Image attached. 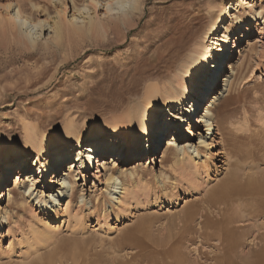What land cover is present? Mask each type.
<instances>
[{
	"label": "rangeland",
	"instance_id": "374dc122",
	"mask_svg": "<svg viewBox=\"0 0 264 264\" xmlns=\"http://www.w3.org/2000/svg\"><path fill=\"white\" fill-rule=\"evenodd\" d=\"M103 1L98 3L96 12L108 26L110 21L104 17ZM4 2L0 0V3ZM83 3L84 0H76L75 3L65 0L61 5L49 3L52 19L69 21V24L65 25V34L59 42L53 40L50 30H43L41 40L34 50L35 55L31 58L25 56L24 45L18 41L13 38H6L4 41L0 38V137L23 148L26 146L25 134L29 128L55 140L62 134L65 126L72 124L76 127L80 139L93 140L95 137L92 134L105 127V123L122 117L128 106L142 98L149 84L167 82L162 76L167 70L173 49L176 50L181 42H186L197 33L202 36L211 19L220 11L224 15L212 37L216 36L219 40L211 39L208 42L209 49L215 46L219 48L226 41V37L229 38V45L233 49L235 39L239 38L240 46L234 48L231 61L236 64L245 54V64L249 65L246 76L237 79L233 89L234 104L231 102V105L238 109H235L236 119L226 123L228 129L218 134L216 132L213 136V144L209 150L211 157L208 176L204 173L198 178L187 164L174 166L172 160L162 161L166 140L172 137L171 128L159 143L152 162L148 159L151 152L145 149L146 145H143L141 150L146 151L147 155L126 159L121 157L120 164L114 169H120L123 175L133 179L135 188L132 187L137 191L135 195L138 203L135 200L131 202L132 206L125 212L127 220L117 221L116 216L108 212L109 202L104 198L105 175L94 161L83 171L82 178L77 180L79 193L71 200L70 207L66 208L67 200L61 201L58 210L60 217L57 221L50 220L47 212L33 206L32 200L22 205L17 201L9 202L8 196L5 195L6 198L0 200V264H21L40 255L46 257L51 264L110 263V256L113 257L116 255L114 253L118 252V244L115 242L126 230L133 228L139 218L150 214L157 218L150 228L148 226L147 236L154 238V241L157 239L158 243H165L162 249L170 248L169 259L166 256L165 260L167 264L168 261H172L171 264L219 263L215 260V257H221L223 252L219 241L217 243V239H209V242H202L198 231L202 228L205 217L203 214L207 213L206 216H214L213 219H216L226 212L224 209L222 214L218 208L207 206L201 199L209 189L225 181L229 171L235 170L241 175L244 173L245 177L252 176L253 173L259 175L257 178H261L264 174V0H144L142 14L135 18L133 27L125 29L122 40L115 38L111 28L102 36L97 33L76 32L71 21L83 8ZM27 8L30 10L31 5ZM1 11L3 12V9ZM91 12L95 15L94 11ZM42 14V19L48 16ZM228 14L248 17L249 25L242 27L243 30H238L235 28L236 18L231 19ZM78 21L81 22L82 19ZM234 28L236 31H233ZM234 33L237 35L234 36ZM227 64V61L223 64L224 72L217 77L216 91L223 88L224 78L231 72ZM174 73H171V78ZM207 104L208 98L199 103V109L203 111ZM164 114L166 123L169 117L166 112L162 116ZM195 125L196 123L183 124V138L179 143H198V131L204 132L205 127L202 123L201 129H196ZM190 131L193 132L192 135L189 134ZM113 146L107 137L104 150L112 152ZM202 150L204 152L205 148ZM77 153L76 151L69 156L66 164H70ZM227 159L231 160L229 166ZM35 160L36 156L30 164ZM24 162L23 158L21 164ZM15 169L9 182H0L3 184L0 185V191L14 184L13 176L19 171V168ZM45 172V177H48L51 170ZM186 173H192L195 177L188 179ZM58 178L60 177H54L55 180ZM182 178L184 181L181 182ZM186 178L191 180L192 187ZM48 181L53 187L50 190L55 192L59 186L50 182V179ZM18 193L19 191H16V194ZM80 193L88 200L91 198L94 205L98 195L100 201L105 203L96 206L95 212L92 213L95 208L89 207V210L87 203L80 205ZM175 194H179L181 200L170 204L168 197ZM188 204L195 208V215L193 214L194 217L190 220L193 222L189 223L191 230H180L181 227L173 222L179 223V216L183 215ZM115 210L119 211L116 206ZM4 211H7L6 218L2 217ZM75 215L79 219L75 218ZM236 223H232L231 228L236 229L237 235L242 237L244 243L237 253H229L228 260L225 259L226 261L219 264H236L233 260L246 264L245 256L249 255L246 251L249 253L254 247V243L250 241V238H254L253 234L249 232L251 236L246 235L244 229L237 228L243 222L239 225ZM209 230L215 231L214 234L218 232V229L214 228ZM189 235L193 240L189 239ZM129 246L124 242V248H120L122 250L118 253L137 251ZM168 248L166 250H169ZM239 251H242V254ZM239 255H245L242 261ZM248 259L249 264L252 257L249 256Z\"/></svg>",
	"mask_w": 264,
	"mask_h": 264
},
{
	"label": "bare ground",
	"instance_id": "6f19581e",
	"mask_svg": "<svg viewBox=\"0 0 264 264\" xmlns=\"http://www.w3.org/2000/svg\"><path fill=\"white\" fill-rule=\"evenodd\" d=\"M4 1V3H0V36H2L0 38L2 40L13 38L14 41H18V43L24 45L25 56L31 58L33 57L32 55H35L34 50L38 45V41L41 40L43 30H50V34L52 33L51 35H53L55 42L62 40L63 34H65V25L69 24V21H54L49 12V7L51 2L54 3L53 5L57 3L61 5L64 4L65 0ZM71 1L75 3L76 0ZM42 2L43 4H41ZM103 2V8H105L104 17H107L106 20L110 21L108 26L105 25V22L100 19L96 12L98 3H102V0H84L83 8H79V13L74 15L71 25L76 32L97 33L101 36L106 35L109 32V28H111L113 33H115V38L122 40L125 35V29L128 30L133 27L135 18H138L142 14L144 0H104ZM249 3L247 4L249 5ZM29 4L32 10L27 8V6L30 7ZM1 9H3L4 14ZM91 10L94 11L95 15H93ZM41 13L44 16L46 14L48 16L42 19ZM223 15L222 11L215 15L202 36L197 33L191 39H187L186 42H181L176 50L173 49L166 66L167 70L162 76V79L167 82L164 84H149L142 98L128 106L122 117L113 120L111 123H105V127H101L98 132L93 133L92 135L95 137L93 140L83 141L80 139L76 127L72 124L65 126L62 134L55 140H51L46 134L29 128L26 130V146L23 148L11 144L5 138L0 137V182H9L11 175L16 170L15 168H19V171L13 176L14 184L1 189L0 200L5 199V195L8 196L9 202L17 201L22 205L32 200L33 206H38L40 211L47 212L46 214L51 217L50 220L57 221L60 217L58 210L61 206V201L67 200L66 208L70 207L71 200L79 193L77 180L82 178L83 171L89 168L93 162L89 161L87 157L92 158L96 155L94 162L103 170L105 175L104 198L109 202L108 212L110 214L113 213L117 221L119 219L127 220L128 216L125 212L132 206L131 202L135 200L138 203L135 195L137 191L133 190V179L123 175L120 169L115 170L114 168L120 164L121 157H124V159L129 157L135 158L146 154V151L141 150L143 145H146L145 149H150L151 154H149L148 159L152 162L155 159L154 153H157L158 145L169 131V128H171L170 133L172 137H168L166 140V148L162 155V161L172 160L174 166H177V164H187V167L194 170V174L198 178L204 173L208 176L210 172L209 159L211 157L209 150L213 144V136L216 132L218 134L228 129L226 123L235 121V109L237 108L231 105L233 103V89L237 79L243 77L246 69L249 68V65L246 66L247 63L245 64V54L238 63L235 64L231 61L234 48L240 46L239 38L235 39L233 49L229 45L228 37H226V41L219 48L215 46L209 49L208 47V42L211 39L219 40L216 36L215 38L212 37ZM228 16L231 19L236 18L237 24L235 28L238 30H243L242 27L249 25L248 17L243 18L235 14L232 16L228 14ZM79 19H82V21L79 22ZM235 28L233 31H236ZM233 35L237 34L234 33ZM226 61L228 62L227 67L230 68L231 72L224 78L223 88L216 91L217 77L224 72L223 64ZM173 72L175 73L173 78H171V73ZM206 98H208V104L201 111L199 103ZM164 112L169 117L166 123L164 122L165 114L162 116ZM184 123H196L194 126L196 129H201L200 125L203 123L205 129L204 132L198 131L199 141L197 144L178 142L183 138L182 128ZM189 134L192 135L193 132L190 131ZM107 137H109L114 145L112 152L104 150L107 144ZM203 148H205L204 152L206 153L203 152ZM170 149H173V151H170ZM76 151L78 152L77 156L72 159L70 164H66L69 156H72ZM35 156L36 160L31 165L30 161ZM23 158L25 162L21 164ZM229 159H227L228 166L231 165V160ZM181 168L183 169L184 166H181ZM47 170H51V172L48 177H45L47 174L45 171ZM191 174L187 175L186 173L185 175H187L188 179H193L195 176ZM242 174L235 170L229 171L225 181L209 189L206 195L203 196L204 198L201 201L204 204L209 207L218 208L222 214L225 209L226 213L216 219H213L214 216L212 218L206 216L207 213L206 215L201 213L205 217L202 222V228L198 231V236L202 239V242H207V240L209 242V239H217V243L219 241L223 250L222 256L220 257L219 255L214 259L222 263L227 259L229 253H237L236 251L244 243L242 237L237 235L236 229L231 228L232 223L238 222L239 225L240 222H243L237 228L244 229L246 235H250L249 232H251L254 236V238H250L251 243H254L253 249L251 248L249 253L246 251L249 254L248 256L244 255L247 257L245 258V263L248 264V258L251 256L252 259H250L249 264H264V174H262L263 176L260 175L261 178H257L259 175H254L253 173L252 176H247L249 178L245 177L244 173ZM183 175L181 174V176ZM54 177L60 178L55 180ZM183 178L185 180V177ZM183 178L182 180L180 179L181 182L184 181ZM49 179L50 182L59 186L55 192L54 190H50L53 187L49 185ZM188 179L186 178V180ZM190 181L188 180V183ZM110 184L112 185L110 186ZM6 188H8L7 192H5ZM16 191H19V193L16 194ZM78 198L80 205L87 203L89 205L88 209L89 207L95 208L92 213L95 212L96 206H102L105 203L102 200L100 201L99 195L96 197V205L92 204L93 200L91 198L89 200L86 199L83 193H80ZM159 198L156 199L159 200ZM168 199L170 204H176L181 200V197L179 194H175L170 198L168 197ZM115 206L119 209L118 212L115 210ZM194 209V206L188 204L184 208L183 215L179 216V223L177 224L176 221L173 223L176 226L179 225L181 227L180 230H189V223L192 224L193 222H190V220L191 218L193 219V214L195 215ZM6 214L7 211H4L2 217L6 218ZM75 218L79 219L77 215H75ZM155 218L157 217L153 214L142 216L133 228L126 230L121 238H117L118 241L115 243L118 244V247L115 246L118 252L122 250L120 248H124V242H127L130 245L129 247L135 248L137 251L132 252L133 249H131L132 253H114L116 255L110 256V263L105 264H167L165 260H167L166 256L171 254L170 248L167 247L169 250H166V247V249H162L165 243H158L156 242L157 239L154 241V238L147 236L148 226L150 228V225L155 222ZM181 222L182 225H180ZM208 228L218 229V234H214L215 231L213 230L210 232ZM189 239L193 240V237L189 235ZM241 252L240 254H242ZM244 256H241V258ZM241 258L240 260L242 261L243 258ZM46 259V257L40 255L32 260L30 258L21 264H47L49 260L47 261ZM178 260L177 263L179 262ZM233 261L236 264H244L235 260ZM168 262L171 264L172 261ZM48 264H51L50 261Z\"/></svg>",
	"mask_w": 264,
	"mask_h": 264
}]
</instances>
